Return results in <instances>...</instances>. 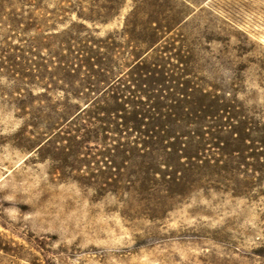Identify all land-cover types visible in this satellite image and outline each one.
<instances>
[{
  "label": "rangeland",
  "instance_id": "obj_1",
  "mask_svg": "<svg viewBox=\"0 0 264 264\" xmlns=\"http://www.w3.org/2000/svg\"><path fill=\"white\" fill-rule=\"evenodd\" d=\"M102 3L103 13L113 15L106 24L73 14L58 31L82 22L96 38L112 35L121 47L117 75L129 72L133 55L143 56L160 64L150 77L166 81L162 90L212 94L226 117L264 126V0ZM126 24L131 37L123 35ZM59 83L62 90L49 84V92L26 86L34 108L25 112L85 106L69 100L70 87ZM13 84L0 78V264H264V172L249 166L257 155L264 165V145L247 142L244 162L229 163L248 173L233 184L203 177L171 202L163 194L148 201L111 186L103 146L48 138L44 125L31 126ZM221 147L240 146L225 136ZM220 152L210 158L221 159ZM253 174L245 194L243 176Z\"/></svg>",
  "mask_w": 264,
  "mask_h": 264
},
{
  "label": "trees",
  "instance_id": "obj_2",
  "mask_svg": "<svg viewBox=\"0 0 264 264\" xmlns=\"http://www.w3.org/2000/svg\"><path fill=\"white\" fill-rule=\"evenodd\" d=\"M102 2L0 0V78L12 81L13 92L24 97L15 99L17 108H34L26 86L44 85L49 92V84L55 86L53 91L62 90L59 82L70 87L64 90L69 100L85 105L77 106L75 113L55 107L52 114L45 108H37V115L25 112L32 116L31 126L44 125L48 138L65 135L81 147L91 142L103 146L111 162V186L144 194L148 201L163 194L171 202L184 195V188L202 185L203 177L206 183L228 184L248 174L229 163L244 162L247 142L264 145L263 125L249 127L251 123L226 117L212 94L162 90L166 81L150 77L160 64L143 56L133 55L136 59L126 65L129 72L117 75L121 47L112 35L96 38L82 22L58 31L73 14L81 21L106 24L113 15L103 13ZM128 28L126 24L123 35L131 37ZM225 136L240 147H221ZM217 150L222 158H210ZM259 156L254 157L257 164L249 165L255 174L264 172ZM247 176L242 180L245 194L254 186L248 179L254 174ZM234 192L244 194L242 189Z\"/></svg>",
  "mask_w": 264,
  "mask_h": 264
}]
</instances>
